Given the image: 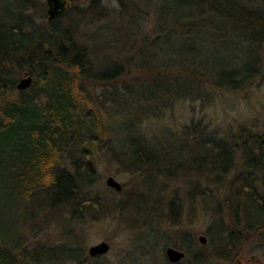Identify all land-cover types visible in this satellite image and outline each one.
Returning a JSON list of instances; mask_svg holds the SVG:
<instances>
[{"label":"trees","instance_id":"obj_1","mask_svg":"<svg viewBox=\"0 0 264 264\" xmlns=\"http://www.w3.org/2000/svg\"><path fill=\"white\" fill-rule=\"evenodd\" d=\"M156 2V25L141 39L139 31L143 29L134 28L130 12L127 15L119 9L109 13L99 0H91L92 13L88 17H104L115 29L114 33L100 32L103 27L99 26L90 34L91 41L76 31L82 13L71 16L70 9L53 21L44 18L46 24L41 25L34 16L36 0H0V264H100L86 255L85 246V228L94 217L92 210L98 202L89 189L99 182V159L111 152L126 173L137 176L142 184H156L164 189L162 183L176 180L182 168L178 167L184 162L177 161L176 153L171 155L176 163L163 165L159 149L150 144L144 124L162 120L171 105L198 102L215 90L238 93L257 78L258 61L254 69L220 71L214 77L217 71L209 63L198 60L180 67L173 65L171 58H185L181 54L185 48L190 59L195 58L200 53L193 46V39L199 38L203 29L222 32V20L234 24L235 32L264 49L263 1L258 0V7L241 0ZM73 6L72 10L84 12L78 5ZM69 17L71 27L66 22ZM132 27L139 37L133 34ZM163 55L169 63H162ZM101 59L110 63L100 62ZM28 76L33 79L32 85L19 90V80ZM212 76L215 81L210 82ZM190 132L184 135H192L193 144L205 155L194 168L197 177L187 184L185 197L208 204L212 195L208 194V187L212 191L226 188L225 177L237 150L225 140V150L218 149L220 144L211 143L208 132L199 126L193 125ZM256 137L253 146L249 144L251 138H245L241 151L246 168L264 181V134ZM189 169H193V164ZM245 187L241 183L226 198L217 195L218 204L214 198L209 202V206H217L211 208L212 215L221 217V209L227 207L233 222V229H229L222 217L216 219L215 237L208 233L213 245L216 240L219 242V262L245 250V233L264 234V197L258 199ZM234 192L240 201L237 208L230 197ZM174 205L170 210L171 216L176 217L178 208ZM241 205L247 208L244 220L239 216ZM125 209L120 204L117 212ZM27 226L36 231L38 226L61 227L65 242L28 247ZM175 247L186 254L178 264L206 261L200 245L188 232L183 233ZM255 263L250 260L246 264Z\"/></svg>","mask_w":264,"mask_h":264},{"label":"rangeland","instance_id":"obj_2","mask_svg":"<svg viewBox=\"0 0 264 264\" xmlns=\"http://www.w3.org/2000/svg\"><path fill=\"white\" fill-rule=\"evenodd\" d=\"M36 1L37 7H35L34 16L41 25L46 24L43 19H48L47 0ZM67 1L68 10L71 9V16L82 13L78 16L77 33L83 34L88 40H91L90 34H93L95 28L99 26L103 27L100 32L111 31L114 33V26L109 24L110 22H107L104 17L97 20L88 17L89 12L92 13L89 9L91 0ZM241 1L246 2L249 6L258 7L260 5L258 0ZM99 2L109 13H117L119 9L127 15H129L127 11L130 12L133 15L134 28L136 30L138 28L143 29L139 31L141 39V36L152 31L156 25V0L151 1V3L148 0H99ZM73 5H78L84 12L72 10ZM71 19V17L66 19L69 27H71ZM217 24L215 22V25ZM222 25L225 29L222 32H209L203 29V32L199 33V38L194 37L192 44L200 53L199 55L190 59L187 52L188 48H185L181 54L186 55V57L171 58L172 64L186 67L189 63H196L198 60L203 61L209 63L210 67L214 66V70L217 72L212 75L215 77L220 71L229 73L232 71L241 72L246 68L254 69L257 66L256 61H258L260 69L257 78L238 93L215 90L212 95L205 96L198 102H187L184 105L177 103L173 107L171 105V109H168L170 111L163 115L162 120L150 123V125L144 124L149 134L150 144L159 149L157 153L160 155L163 165L174 164L178 160L184 162L182 166L178 167H182L177 174L179 179L176 176V180L164 181L161 185V187L164 186V189L156 187V184H142L137 176L126 173L123 166L121 167V163L114 160L113 153L105 152L104 156L101 154L102 157L98 161L99 182L96 184L97 186L95 185L89 189L90 191L88 190L89 194L95 195L94 199L96 198L98 202L94 203L92 210L94 217H91L88 227L85 228L88 235V241L85 245L86 255L91 259L99 260L100 264H172L166 256V250L172 247L182 251L175 246L178 245L184 232H188L193 241L200 245V250L206 259L204 264H246L250 260L256 262L255 264H264V234L256 235L255 231L245 233L243 235L245 250L241 254L238 250L227 261L222 262H219L216 257L218 240L213 245L208 236V233L211 232L216 235L213 233V224L216 219L221 217L226 221L229 229L233 227L230 214L226 211L227 207L221 209V217L212 215L211 208L214 209L217 206L216 203H213V206L210 204V207L209 202L214 198L213 201H217L218 204L219 197L217 195L226 198L228 192L237 189L243 183L244 186L246 184L245 189L253 192L255 197L258 199L260 196L264 197L263 178L258 173L246 168L241 151L242 142L245 138H251L249 144L253 146L256 136L264 134V49L256 41L245 39L243 34L235 32L237 30L234 24L222 20ZM134 28L133 34L136 35ZM161 61L165 64L164 55ZM100 62L110 63L106 59H101ZM187 75L190 79L191 73ZM213 76L209 78L210 82L215 81ZM204 82H208V79ZM207 85L211 84L208 83ZM101 91L98 90V92ZM106 92L110 94L109 91ZM193 125L208 132L211 143L220 144L218 149L225 150L224 145L226 143L223 142L225 140L231 148L234 147L237 150L232 157L233 164L229 168V175L225 177L226 188L214 187L215 189L212 191L208 187L210 191H207L208 194H212L208 204L202 200H188V197H185L186 194L188 196L187 184L195 181L197 177L194 168L196 165H200V160L205 155L203 149L193 144L194 137L192 135H184V132H193L192 129L190 132ZM251 133L255 136L251 137ZM216 140L220 141L217 142ZM211 143L209 147L212 145ZM176 153L177 161L171 157ZM224 157H226V153ZM208 163H212L211 159H208ZM191 164H193V169H189ZM201 169L204 170V168ZM146 174L149 175L150 173ZM109 177H113L122 185L120 192L107 185ZM235 194L236 192L230 194V197L235 200L234 206L237 208L240 201L235 199ZM192 197L195 198L196 196ZM182 198L185 200L183 201ZM129 200L133 201L127 203ZM120 204L126 207L123 213L117 212ZM262 204L264 205V200H262ZM171 205L178 208L176 217L171 216ZM245 209L247 210L244 205L239 207V216L242 219L246 217ZM250 209L248 207V210ZM115 211L116 213H113ZM112 213L115 215L113 216ZM234 219L236 220V217ZM167 221H171L175 225L169 224ZM77 227L80 228V226ZM37 228H39L37 231L33 226L25 228L28 247L38 243L50 246L65 242L62 238L64 229L61 227L55 229L53 226H38ZM200 236L207 238L206 245H201ZM104 242L110 246L109 252L103 256L92 257L89 252L90 249ZM167 242L169 245H166Z\"/></svg>","mask_w":264,"mask_h":264},{"label":"water","instance_id":"obj_3","mask_svg":"<svg viewBox=\"0 0 264 264\" xmlns=\"http://www.w3.org/2000/svg\"><path fill=\"white\" fill-rule=\"evenodd\" d=\"M261 1H263L264 3V0H261ZM47 5H48L49 21H53L63 16L69 8V4L67 0H47ZM32 83H33L32 77L28 76V77L21 79L18 82L17 88L22 91L27 90L30 88ZM263 144H264V140H263ZM107 185L110 188L116 189V191L118 192L122 190V185L119 182H117L113 177L108 178ZM199 242L201 243V245H206L208 240L205 236H200ZM109 249H110V246L104 242L97 246H93L89 252L92 257H98V256H103L107 254L109 252ZM166 256L170 263L178 264V263H181L185 259L186 254L180 250L169 247L166 250Z\"/></svg>","mask_w":264,"mask_h":264}]
</instances>
